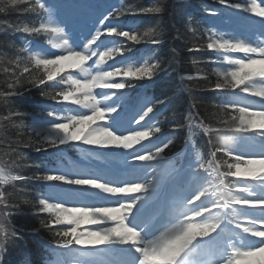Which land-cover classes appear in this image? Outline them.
Returning <instances> with one entry per match:
<instances>
[{
	"label": "snow or ice",
	"instance_id": "1",
	"mask_svg": "<svg viewBox=\"0 0 264 264\" xmlns=\"http://www.w3.org/2000/svg\"><path fill=\"white\" fill-rule=\"evenodd\" d=\"M214 3L197 19L178 0L183 23L171 24L168 58L148 47L165 43L162 21L141 29L123 19L162 17L160 0H0V15L29 17L0 22V264H67L69 255L81 258L73 264H264V0ZM16 33L46 34L50 49L17 46ZM182 51L214 52L199 63L215 70L181 74ZM173 64L195 87L166 134L154 113L167 98L129 92ZM34 91L40 100L27 110L18 100ZM181 130L183 149L168 156ZM23 148L57 159L77 148L83 160L25 175L39 166L22 164ZM33 182L43 191L29 200ZM22 203L39 227L15 225ZM42 230L54 259H6Z\"/></svg>",
	"mask_w": 264,
	"mask_h": 264
},
{
	"label": "trees",
	"instance_id": "2",
	"mask_svg": "<svg viewBox=\"0 0 264 264\" xmlns=\"http://www.w3.org/2000/svg\"><path fill=\"white\" fill-rule=\"evenodd\" d=\"M161 3L164 4L166 7V11L163 13L162 17L159 15H149V16H138L142 20V26L141 29H146L149 26H153L156 24L157 21L161 22V27L165 31V43L163 45L157 46L155 49H158L157 54L166 56L170 58L171 56V48L174 46V42L172 40V36L174 35V32L171 28V24L175 22L177 24V27H181L183 23V13L180 9L175 7V2H171V0H160ZM190 5V8L185 9V11H190L191 7H193L195 10H198L202 6L201 0H189L187 1ZM151 3H153V0H126L125 5H144L148 6ZM178 3V2H177ZM170 13L172 14L170 16ZM29 17L21 16L18 13H11L9 15H0V22L4 20L9 21H17V20H27ZM20 36H25L22 33H16L14 35H11L8 39L15 44H17L20 41ZM30 37V36H28ZM4 39L3 36H0V41ZM178 43V42H177ZM213 53L210 51H193V52H187L182 51L180 53V72L181 74L188 75V74H196L198 68H203L204 73H210L215 70L216 65L208 64L204 65L203 63H199L204 60H209L210 58H213ZM196 60L198 63L193 64L192 60ZM176 65L174 66V68ZM185 87L188 88H194L195 87V81H185V83L182 85L180 83V76L177 74L176 71H173L171 68V71L167 73L165 76V80L159 85L157 90L159 91V97L162 99L167 97H172L178 94L177 98H175L174 101H172L167 106V118L170 120L169 124L175 123L177 120H182L183 114L188 109L190 104V97L189 94L184 90ZM205 96V99H211L213 102H215L213 94L211 92L203 94ZM33 96H38L35 94V91L32 95H28L19 98L18 103L22 106L24 102L27 99H30ZM24 159L22 160V164L24 165H38L42 163V159L45 156V152H36L33 149L30 148H23L22 149ZM36 167H24L21 169L23 174L25 175H31V170H35ZM31 188V184L27 185L28 188ZM27 199L30 200V195L27 197ZM34 209L31 208V204H24L22 203L20 206V213L15 215L13 217V222L15 225L19 228H23L25 223L28 219H30L33 215Z\"/></svg>",
	"mask_w": 264,
	"mask_h": 264
}]
</instances>
